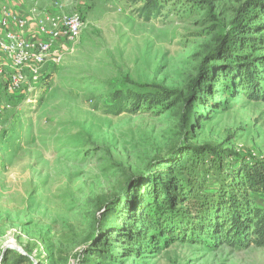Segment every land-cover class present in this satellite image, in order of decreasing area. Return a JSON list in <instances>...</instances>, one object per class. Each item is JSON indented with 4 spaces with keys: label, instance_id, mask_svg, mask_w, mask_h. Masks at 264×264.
Listing matches in <instances>:
<instances>
[{
    "label": "rangeland",
    "instance_id": "obj_1",
    "mask_svg": "<svg viewBox=\"0 0 264 264\" xmlns=\"http://www.w3.org/2000/svg\"><path fill=\"white\" fill-rule=\"evenodd\" d=\"M48 1L79 14L84 26L73 44L59 45V62L53 56L27 68L21 89L9 87L11 96L0 101V264L8 251L33 264H78L97 237L101 208L138 192L132 181L179 144L213 143L264 160V100L238 96L215 112L192 106L188 136L183 105L161 114L108 113L116 92L162 87L187 96L199 65L247 0H210L217 21L199 0H170L150 21L140 16L143 1ZM228 98L230 92L207 97ZM124 264H264V248L176 243Z\"/></svg>",
    "mask_w": 264,
    "mask_h": 264
},
{
    "label": "trees",
    "instance_id": "obj_2",
    "mask_svg": "<svg viewBox=\"0 0 264 264\" xmlns=\"http://www.w3.org/2000/svg\"><path fill=\"white\" fill-rule=\"evenodd\" d=\"M136 1L144 2L140 16L150 21L167 10L170 0ZM198 4L207 8L210 20L217 21L210 0ZM219 25L215 23L212 31H218ZM228 92V99H207ZM238 96L264 100V0H247L236 10L230 26L216 38V47L199 65L187 96L162 87L154 94L116 92L108 113L157 109L161 114L183 105V130L188 136L187 123L197 104L215 112ZM131 188L138 192L120 193L101 208L97 237L78 264H124L176 243L264 248V160L246 159L222 145L186 142L149 162ZM5 257L4 264H33L29 256L16 251Z\"/></svg>",
    "mask_w": 264,
    "mask_h": 264
},
{
    "label": "built area",
    "instance_id": "obj_3",
    "mask_svg": "<svg viewBox=\"0 0 264 264\" xmlns=\"http://www.w3.org/2000/svg\"><path fill=\"white\" fill-rule=\"evenodd\" d=\"M37 11L35 10L34 13ZM38 26L37 40H25L13 31L9 30L11 23L26 26L27 19L15 17L8 9L3 10L0 17V49L11 61L13 73L9 84L12 91L21 89L25 81L24 70L29 67L42 66L53 59L61 60L58 47L61 43L73 44L80 36L84 21L79 14H63L60 3L53 4L50 10L36 15ZM4 74V68L0 64V77Z\"/></svg>",
    "mask_w": 264,
    "mask_h": 264
},
{
    "label": "crops",
    "instance_id": "obj_4",
    "mask_svg": "<svg viewBox=\"0 0 264 264\" xmlns=\"http://www.w3.org/2000/svg\"><path fill=\"white\" fill-rule=\"evenodd\" d=\"M51 7L52 3L48 0H0V17L3 15V10L8 9L15 17L19 19H27L29 23L26 26L11 23L9 30L18 33L25 40H37L39 35L36 15L40 12L50 10ZM35 10L37 11L36 13H34ZM0 64L5 71L2 79L0 78V101L3 98L6 101L5 97H10L12 93V91L9 90V79L13 73V68L10 59L1 49ZM25 70L27 71V69Z\"/></svg>",
    "mask_w": 264,
    "mask_h": 264
}]
</instances>
